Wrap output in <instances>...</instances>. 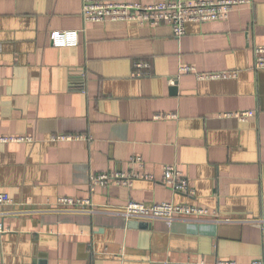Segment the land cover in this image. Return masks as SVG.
<instances>
[{"label":"crops","instance_id":"1","mask_svg":"<svg viewBox=\"0 0 264 264\" xmlns=\"http://www.w3.org/2000/svg\"><path fill=\"white\" fill-rule=\"evenodd\" d=\"M143 5L169 0H138ZM216 1V0H214ZM225 21L167 25L85 23L82 0H0V264H218L264 261V0ZM79 31L56 48L53 31ZM149 65L132 78L133 63ZM233 72L198 80L180 73ZM253 111L244 123L223 113ZM156 114L175 118L155 120ZM54 134L90 141L51 142ZM141 157L144 168L129 166ZM174 165L193 195L160 183ZM150 173L127 188L89 190L101 173ZM59 197L89 199V212L54 211ZM129 201L201 206L203 219L128 220ZM221 219L214 221V219Z\"/></svg>","mask_w":264,"mask_h":264},{"label":"built area","instance_id":"2","mask_svg":"<svg viewBox=\"0 0 264 264\" xmlns=\"http://www.w3.org/2000/svg\"><path fill=\"white\" fill-rule=\"evenodd\" d=\"M250 0H169L159 1L150 5H143L138 0H82L81 15L85 23H104V22H134L138 25L157 28L161 25H167L177 39L185 34V25L187 23H206L225 21L234 7L248 5ZM79 31L63 30L50 33V41L53 47L70 48L76 47L79 43ZM1 52V45H0ZM254 69H264V47L255 49ZM149 65L145 62L133 63L131 77L142 78L147 75ZM180 73H194L198 80L229 79L236 76L233 72L218 73H195V70L189 66H182ZM224 118L235 119L240 123L246 122L254 116L253 111H234L219 115ZM155 120H167L175 118L174 114H156ZM31 139L25 136L7 135L0 136V143H21L29 142ZM91 138L83 134H54L50 137L51 142H72V141H90ZM131 168H144V162L141 157L133 156L129 159ZM144 180L156 182L154 175L150 173L133 172L124 173H101L92 174L89 177V190L92 192L95 187H107L111 182H115L124 187H132L135 181ZM160 183L170 189L173 193L184 195H193V190L188 179L174 165H165L162 167V176ZM11 200L5 194H0V208L9 204ZM89 199H77L71 197H59L56 200L54 211H72L89 212L94 210ZM128 220L157 221L164 220L174 222L184 218L203 219L214 216L210 211L201 206H190L185 204H176L173 202H161L152 205H145L129 201L121 210L116 212ZM221 219L215 218L214 221ZM262 228L264 218L255 221ZM218 264H238L234 261ZM251 264H264V261H254Z\"/></svg>","mask_w":264,"mask_h":264},{"label":"water","instance_id":"3","mask_svg":"<svg viewBox=\"0 0 264 264\" xmlns=\"http://www.w3.org/2000/svg\"><path fill=\"white\" fill-rule=\"evenodd\" d=\"M263 218H264V213H263ZM260 226V225H259ZM263 228H264V226H263ZM264 231V230H263Z\"/></svg>","mask_w":264,"mask_h":264}]
</instances>
